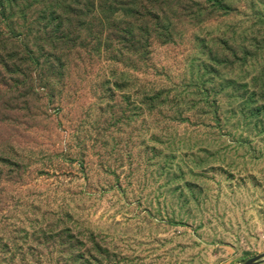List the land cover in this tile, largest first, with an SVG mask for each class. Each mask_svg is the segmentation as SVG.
I'll return each instance as SVG.
<instances>
[{
    "label": "rangeland",
    "instance_id": "obj_1",
    "mask_svg": "<svg viewBox=\"0 0 264 264\" xmlns=\"http://www.w3.org/2000/svg\"><path fill=\"white\" fill-rule=\"evenodd\" d=\"M174 1L136 59L0 0V264L264 253V0Z\"/></svg>",
    "mask_w": 264,
    "mask_h": 264
},
{
    "label": "trees",
    "instance_id": "obj_2",
    "mask_svg": "<svg viewBox=\"0 0 264 264\" xmlns=\"http://www.w3.org/2000/svg\"><path fill=\"white\" fill-rule=\"evenodd\" d=\"M56 8L60 14L67 11L68 28L73 18L76 26L86 20L82 25L90 34L107 35L106 50L115 47L116 53L130 52L136 59L147 55L152 42L172 43L175 11H184L174 0H60L57 7L43 4L41 14L54 15L58 21Z\"/></svg>",
    "mask_w": 264,
    "mask_h": 264
},
{
    "label": "water",
    "instance_id": "obj_3",
    "mask_svg": "<svg viewBox=\"0 0 264 264\" xmlns=\"http://www.w3.org/2000/svg\"><path fill=\"white\" fill-rule=\"evenodd\" d=\"M261 263H264V253L257 255L253 258H250V259H248L245 262L240 263V264H261Z\"/></svg>",
    "mask_w": 264,
    "mask_h": 264
}]
</instances>
